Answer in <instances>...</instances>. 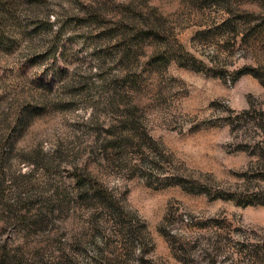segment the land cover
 <instances>
[{
    "label": "rangeland",
    "instance_id": "374dc122",
    "mask_svg": "<svg viewBox=\"0 0 264 264\" xmlns=\"http://www.w3.org/2000/svg\"><path fill=\"white\" fill-rule=\"evenodd\" d=\"M246 184L264 0H0V264H139L138 234L102 249L127 221L152 264H264V205L226 198Z\"/></svg>",
    "mask_w": 264,
    "mask_h": 264
},
{
    "label": "trees",
    "instance_id": "16d2710c",
    "mask_svg": "<svg viewBox=\"0 0 264 264\" xmlns=\"http://www.w3.org/2000/svg\"><path fill=\"white\" fill-rule=\"evenodd\" d=\"M120 34L121 36L125 39L126 38V33L130 31L131 29L127 27V24L124 23L123 21L120 22ZM148 26V32L153 31V27L151 25H146ZM150 26V27H149ZM128 54H125V56ZM130 73L125 75L126 77L129 76ZM256 76V75H255ZM125 77V78H126ZM124 81V79H123ZM263 162V160H262ZM256 165H261L259 162ZM256 166L252 167L253 169ZM77 177L76 180L78 183H82L84 181V176L76 174ZM247 176V175H244ZM263 175H257V177L261 178ZM94 193H92V196L97 197L99 202L102 203L103 205L106 206L109 210L112 211V213H116L118 209L114 207L112 203H110L109 200V195L108 192L102 188H99L97 190H93ZM229 200H232L236 202L238 205H243V206H250V205H264V190L259 189V188H254L251 187L249 184H246L245 187L236 193V195L231 194L229 197H226ZM121 227L126 231L124 232V236L122 239H116V240H110V239H105V241H102V249L107 250V249H112L116 248V246L121 245L122 247H132V236L134 234L139 235V240L140 241V250H141V256L139 260V264H152V262L147 258V254L152 252V249L148 247V240L145 239L144 235V229L142 230L141 226H138L136 224L131 223L130 221L126 222V226ZM143 228H145L143 226ZM117 231V230H116ZM123 230L121 229L120 232ZM143 232V233H142ZM141 236V239H140ZM115 246V247H114ZM102 258V259H101ZM113 259L109 257H99V253L97 252L92 258L89 259L87 264H110ZM51 264H79L74 257L71 256L69 253H63L58 260H56L54 263Z\"/></svg>",
    "mask_w": 264,
    "mask_h": 264
}]
</instances>
